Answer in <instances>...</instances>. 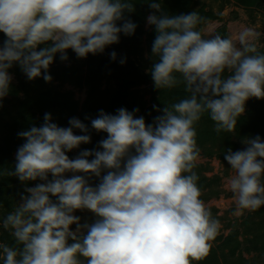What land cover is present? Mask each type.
I'll return each mask as SVG.
<instances>
[{
	"label": "clouds",
	"instance_id": "obj_1",
	"mask_svg": "<svg viewBox=\"0 0 264 264\" xmlns=\"http://www.w3.org/2000/svg\"><path fill=\"white\" fill-rule=\"evenodd\" d=\"M148 6L154 87L183 83L187 97L156 109L161 114L147 125L134 116L138 109L120 108L115 115L101 110L91 128L107 137L99 150H83L74 159L66 153L91 139L77 118L65 128L46 113L41 126L18 133L25 143L7 175L40 182L25 189L0 223L16 244L0 243L3 264H193L209 254L221 225L200 198L194 125L208 113L217 133L233 132L246 101L264 99L262 33L242 27L228 37L206 38L197 11L168 15L161 3ZM133 11L131 0H0V33L6 37L0 101L10 92L14 64L30 81L43 72L51 82L48 69L57 54L62 62L68 50L86 58L119 43L120 34L133 35L137 25L126 18ZM110 57L116 60V53ZM243 143L244 150L229 149L224 156L233 171L227 186L234 215L264 206V141L257 135ZM77 210L90 211L95 221L81 224Z\"/></svg>",
	"mask_w": 264,
	"mask_h": 264
},
{
	"label": "rangeland",
	"instance_id": "obj_2",
	"mask_svg": "<svg viewBox=\"0 0 264 264\" xmlns=\"http://www.w3.org/2000/svg\"><path fill=\"white\" fill-rule=\"evenodd\" d=\"M195 2L197 8L204 3L206 5L205 11L211 8L215 16V19L207 21L199 27L206 38L209 33L228 37L242 27H251L262 33L258 41V51L264 54V11L259 8H241L237 4L238 2L234 0H230V3H226L220 9L218 3H212L210 0H195ZM262 6L264 7V3H262ZM149 27L150 25L147 23L144 26L146 38ZM145 44L146 41L143 44V59L146 62H141L135 57H131V59L139 63L140 69L147 75L151 66L148 63V49ZM67 56L68 60L63 62L60 60L59 54L54 57L53 64L48 69V74L52 77L51 82L46 83L43 80L42 72L40 78L28 80L27 86L29 93H32L36 98H39L41 94L44 98L45 92L53 91L58 93L56 99L60 101L67 99V103L72 106V110L58 107L45 111L44 116L46 113L50 114L51 122L59 127L66 128L69 127L68 122L70 119L77 118L88 127V134L91 137L90 143L82 144L79 148L66 153V155L71 154L72 159L84 150L83 145L87 147L86 150L95 148L99 150L97 145L101 141V136H99L101 133L91 128V120L96 117L94 113L99 111L97 104L101 103L104 106V103H106L105 100L100 99V95L104 97L106 93L110 94L108 98L110 99L120 91L123 92L125 94L124 100L115 105L113 112L116 114L120 108H124L129 112L138 109L133 114L135 117H143L145 123L154 122V118L161 114L156 109H162L164 106H171L179 102L180 97L178 95L180 94H183L182 99L188 95L183 83L173 89L157 90L149 75L145 83L128 87L125 91H122L116 81L112 79L107 77L97 78L96 84L94 83L97 89L96 93L93 94V92H90L91 88L84 84V79L90 74V71L95 70L92 61L93 55L88 54L86 58H77L74 52L68 50ZM97 59L98 67H102V61L99 58ZM54 70L62 78L56 77L57 79H55ZM11 76L12 81L10 84H16V78L13 75ZM88 93L92 94L91 99ZM173 95H177L178 99L172 98ZM22 96L23 93L20 92V97L22 98ZM5 98L10 99L8 96ZM250 108H253L251 110L253 115L252 117L249 115V118L256 117L254 111L257 115H263L264 117V99H248L242 116L246 117L248 113L250 114ZM44 116L37 127L44 123ZM251 119L247 125L249 129H253L255 126L256 120ZM7 121L12 123L11 119H7ZM203 122L204 120L201 118L194 125L197 132L196 140L200 149V158L193 170L198 176L197 184L201 190L200 198L205 202L206 207L210 209L212 216L219 220L221 228L215 240L212 241V247L206 258L193 262L201 264H264V206L256 211H244L241 215H234L237 206L233 194L227 186V179L233 175V171L224 156L229 149L232 152L244 150L246 147L243 143L244 138H240L238 133L233 132L232 137L226 142L219 140L218 144L214 145L207 140L203 143V138L207 137L204 134ZM261 123L264 124V119ZM201 127L202 129H200ZM13 129L19 131L16 127H13ZM16 131L13 133L14 136H11L8 128L0 127V223H2L3 217L21 203V196L27 195L25 189L34 187L36 183L40 182H21L15 175H7V172L15 171L17 150L25 143V140L18 135L22 131L17 133ZM76 134L81 135L82 133L76 131ZM257 135L264 141V134L260 135L257 132L249 134L248 138H254ZM19 139H21L20 142ZM89 159H92V157H89ZM70 175L71 173L66 174V176ZM49 179H51L50 175ZM89 183L95 186V177ZM7 207H10V209H6ZM74 215L80 217L81 224H91L96 219L95 215L88 210H77ZM75 228V225L70 226L72 231H75ZM9 234L10 232L4 230L2 224H0V243L7 244ZM12 240L15 242L14 239ZM80 259L84 260L82 257ZM0 264H3L2 259H0Z\"/></svg>",
	"mask_w": 264,
	"mask_h": 264
},
{
	"label": "trees",
	"instance_id": "obj_3",
	"mask_svg": "<svg viewBox=\"0 0 264 264\" xmlns=\"http://www.w3.org/2000/svg\"><path fill=\"white\" fill-rule=\"evenodd\" d=\"M212 3H218L219 9L222 8L226 3H230V0H210ZM238 2L237 4L241 8H259L264 11V7L262 3L264 0H234ZM134 4V11L132 13L126 14V18L130 19L133 23L137 25L135 32L131 36H125L120 34L119 43L107 46L102 54L93 55L92 61L95 70L90 71V74L84 79V84L91 88L90 92L96 93V79L100 77H107L116 81V84L122 91L127 90L128 87L136 86L138 84H143L147 81L148 75L151 77L150 72L146 75L139 67V63L134 62L131 57L138 58L141 62H146L143 59V44L146 41L145 47L148 49V63L152 67L153 59L151 56V47L153 40L155 38V30L154 27L150 26L149 31L146 38V31L144 30V26L147 23V17L152 14L153 10L148 6L150 2H156L162 4V9L168 15H181V14H189L193 11H197L198 14L203 17L204 22L201 23L198 27L204 25L207 21L215 19V16L209 8L205 11L206 5L204 3L201 4L197 8V4L195 0H131ZM119 26V25H118ZM150 34V35H149ZM145 36V38H144ZM6 37L3 33H0V46H2ZM112 52L116 53V60H112L110 54ZM97 58L102 61V67H98ZM124 60V63L121 64L120 61ZM149 68V70L151 69ZM55 79L62 78L61 75L56 73L54 70ZM66 74L65 72H63ZM9 74L13 75L16 78V84H10V92L8 94V98H4L0 101V127L8 128L9 135L14 136L13 127H16L17 132L27 131L31 127L38 126L39 121L44 116V112L51 108H62L72 110V106L67 103V99H63L60 101L56 99L58 96L57 92L49 91L45 92V99L42 97V94L39 98H36L32 93L28 91V79L26 75L22 72L19 65H13V67L9 70ZM57 77V78H56ZM20 92L23 93L22 98L20 97ZM25 94V96H24ZM89 98H92V94L88 93ZM124 93L119 92L116 95H113L110 99V94H105L104 97L100 95L101 100H105L106 103L103 104L98 103L97 106L99 108L98 112H95L94 115L97 117L99 112L102 110L107 114L115 115L114 107L117 104H120L124 100ZM178 96L180 97L178 99ZM173 95L172 98H176L179 101L182 99L183 94ZM99 99V100H100ZM253 107V106H252ZM253 109V108H252ZM249 109L250 114L246 117L240 116L237 120V126L233 131L235 134H239L240 138L248 139L249 134H264V124L261 121L264 119L263 115H257L254 111V115L256 117H252V110ZM249 115L251 117L249 118ZM40 117V118H39ZM95 117V118H96ZM39 118V119H38ZM203 122V130L204 134H206V138H203V143L207 140L212 142V144H218L219 140L227 141L230 137H232L233 132L221 131L217 133L214 130V122L210 119L208 113H205L201 117ZM7 119H11L12 123L8 122ZM94 119V118H93ZM251 120L255 121V126L253 129H249L247 125ZM246 122V123H245ZM148 124H152L153 122H147ZM146 123V124H147ZM202 129V127L200 128ZM101 133V140L107 137L106 133ZM21 139H19V142ZM98 147V145H97ZM84 150H86V146L83 145ZM96 149V148H95ZM97 150V149H96ZM69 159H72V155L68 154ZM221 160L223 158L219 157ZM103 175V173H102ZM99 183V180L95 178V185ZM2 202V201H1ZM6 209H10L7 207ZM231 237V236H230ZM13 237L9 234L7 239V244L9 246L15 247L16 244L13 242ZM231 239H233L231 237ZM204 257L203 259H205ZM202 259V260H203ZM193 264H201L197 262H193Z\"/></svg>",
	"mask_w": 264,
	"mask_h": 264
}]
</instances>
